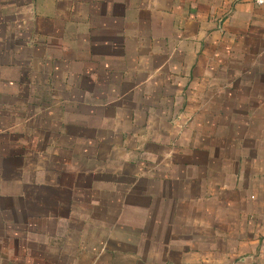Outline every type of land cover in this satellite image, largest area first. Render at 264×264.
<instances>
[{"label": "crops", "instance_id": "obj_1", "mask_svg": "<svg viewBox=\"0 0 264 264\" xmlns=\"http://www.w3.org/2000/svg\"><path fill=\"white\" fill-rule=\"evenodd\" d=\"M0 264H264V5L0 0Z\"/></svg>", "mask_w": 264, "mask_h": 264}, {"label": "built area", "instance_id": "obj_2", "mask_svg": "<svg viewBox=\"0 0 264 264\" xmlns=\"http://www.w3.org/2000/svg\"><path fill=\"white\" fill-rule=\"evenodd\" d=\"M254 5L257 6H263L264 5V0H252Z\"/></svg>", "mask_w": 264, "mask_h": 264}]
</instances>
